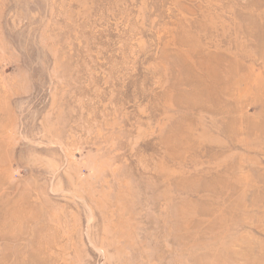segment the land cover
<instances>
[{
	"label": "rangeland",
	"instance_id": "1",
	"mask_svg": "<svg viewBox=\"0 0 264 264\" xmlns=\"http://www.w3.org/2000/svg\"><path fill=\"white\" fill-rule=\"evenodd\" d=\"M0 264H264V0H0Z\"/></svg>",
	"mask_w": 264,
	"mask_h": 264
}]
</instances>
